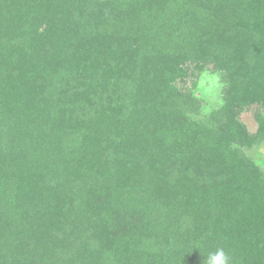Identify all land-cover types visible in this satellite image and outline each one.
<instances>
[{
    "label": "trees",
    "instance_id": "obj_1",
    "mask_svg": "<svg viewBox=\"0 0 264 264\" xmlns=\"http://www.w3.org/2000/svg\"><path fill=\"white\" fill-rule=\"evenodd\" d=\"M261 145L264 0H0V264H264Z\"/></svg>",
    "mask_w": 264,
    "mask_h": 264
},
{
    "label": "rangeland",
    "instance_id": "obj_2",
    "mask_svg": "<svg viewBox=\"0 0 264 264\" xmlns=\"http://www.w3.org/2000/svg\"><path fill=\"white\" fill-rule=\"evenodd\" d=\"M198 96L204 98L205 110L211 109L219 103V84L215 76H205L201 78L200 86L197 92ZM243 122L248 126V129L253 132L256 129V123L250 113L243 114ZM253 158L258 159L259 162L264 164V145L248 152Z\"/></svg>",
    "mask_w": 264,
    "mask_h": 264
},
{
    "label": "clouds",
    "instance_id": "obj_3",
    "mask_svg": "<svg viewBox=\"0 0 264 264\" xmlns=\"http://www.w3.org/2000/svg\"><path fill=\"white\" fill-rule=\"evenodd\" d=\"M209 264H230V258L224 248H217L209 255Z\"/></svg>",
    "mask_w": 264,
    "mask_h": 264
}]
</instances>
